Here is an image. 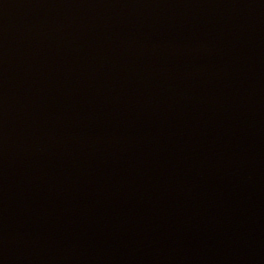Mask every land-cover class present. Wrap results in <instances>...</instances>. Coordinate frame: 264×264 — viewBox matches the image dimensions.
<instances>
[{"label": "water", "instance_id": "95a60500", "mask_svg": "<svg viewBox=\"0 0 264 264\" xmlns=\"http://www.w3.org/2000/svg\"><path fill=\"white\" fill-rule=\"evenodd\" d=\"M0 264H264V0H0Z\"/></svg>", "mask_w": 264, "mask_h": 264}]
</instances>
